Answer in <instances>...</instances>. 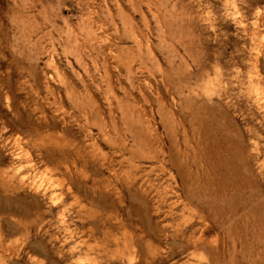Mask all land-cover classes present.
I'll use <instances>...</instances> for the list:
<instances>
[{"label": "rangeland", "instance_id": "rangeland-1", "mask_svg": "<svg viewBox=\"0 0 264 264\" xmlns=\"http://www.w3.org/2000/svg\"><path fill=\"white\" fill-rule=\"evenodd\" d=\"M248 1L0 0V120L11 125L0 124V169L63 187L53 204L0 183V203L36 199L45 220L27 239L0 215V264H264V0ZM91 31L104 53L90 52ZM238 49L221 129L209 126L208 107L221 105L190 91L216 54ZM186 150L198 185L177 158ZM84 154L92 164L75 187L57 163L75 176ZM171 154L181 171L162 165Z\"/></svg>", "mask_w": 264, "mask_h": 264}, {"label": "bare ground", "instance_id": "bare-ground-1", "mask_svg": "<svg viewBox=\"0 0 264 264\" xmlns=\"http://www.w3.org/2000/svg\"><path fill=\"white\" fill-rule=\"evenodd\" d=\"M241 2L245 5H247L249 3L248 0H241ZM28 8V6H26ZM236 17L237 16H241V18H245V12L243 10L242 7L236 6L234 8V13H233ZM245 26V24H244ZM106 42L105 40L98 34L97 31H91L89 33V48H90V52H97L99 53H104V46H105ZM240 50H237V54L236 55H232L229 58L226 59V57H224L222 55V53L220 54H216L213 58V60H211L210 62V68L207 70V76H208V80L202 84V85H198V83H196L194 89H192V91H190V93L192 94H196L198 95L199 90L202 88L204 94L211 100L213 101L212 103L210 102L211 105L214 104H220V108L218 110H216L215 107L213 106H209L208 108V114H209V126H211V124H215V127H219L221 129V120L220 117L222 115L223 112V105H222V100H223V96L225 95L226 89L224 91V89L222 90V86L225 82V75L228 73V75H230L231 73H233L234 69L239 67L240 64V56H239ZM195 63L198 65L199 61H195ZM234 68V69H233ZM233 69V71H232ZM211 73L214 74V78L210 77ZM199 73H197L198 75ZM8 84L5 82H3V84L1 85L2 88L6 89V93H5V98H7L9 100V90H8ZM221 88V89H220ZM224 92V93H223ZM218 97L219 102L216 103V101L214 100V97ZM110 99V98H109ZM109 106L111 107V105H113V103L109 100ZM220 110V111H219ZM81 113L84 115V117L86 118V122L87 124L90 123L91 119L89 118V116L91 115V113L86 109L81 108L80 109ZM2 123L1 126V133H6L8 130L11 129V125L5 121V120H0V124ZM15 130V129H14ZM89 133L92 134V131L90 129H88ZM32 133H28V136L26 137L28 140L30 139L32 142H36L32 140ZM33 147L37 148V151L39 152V155L42 158L47 157L48 155L46 153H44L43 149H45L44 143H33ZM190 150V149H187ZM187 150L183 153H179L177 154V158L180 157L183 160H185L187 162L186 168L187 171L184 173L185 176L188 175H193L195 177V185H198L199 182L196 179L197 176H199L201 174L200 171H194V164L196 163L195 160H193L194 162L191 163V157L188 156V152ZM191 151V150H190ZM77 153L79 154V151H77ZM80 155V154H79ZM184 157H182V156ZM171 159L170 160H162V165L165 167V165L169 164L170 161V166L172 165L177 171H181L182 168L178 167L176 165V163L174 162L173 158L174 156L171 154ZM83 158L85 159V163L84 165H77L76 167V175L73 176V171L71 170L70 167H67L66 164L62 163V162H58L57 163V172L60 173L61 175H63L64 179L69 180L75 187H78L81 183L82 180L84 178V176L87 174V170L89 168V165L92 164V161L90 160V157L88 156V154H84ZM89 158V159H88ZM15 159H19V160H25L26 161V166L29 169H34V167L36 166L35 164V160L33 158H24V156L19 152L15 155ZM0 160L1 157H0ZM168 162V163H167ZM183 162V161H182ZM193 169V171L191 170ZM89 173V172H88ZM194 173V174H193ZM29 175L25 174L21 168L15 166V164H10L9 166H7L5 169H0V183L2 184V186L5 188L6 192H12L18 189H26L27 187L33 191L34 193H43L44 196H49L50 201L54 204L56 203V201L58 200L59 196H61L63 194V187L61 184H54L53 182H51L49 184V186L47 185V187H44L42 185H37L34 183V185L30 184L27 182V180L29 179ZM172 177V174H171ZM94 184H93V188L97 187L99 189L106 187L108 188L109 186H111V184H105V185H97V181L94 179ZM131 183L133 184V187L136 188L139 193L145 189V184L143 182H140L139 179L137 177H135V180ZM205 194L206 192L203 191ZM198 195V192H195ZM1 200V198H0ZM39 204L38 201L36 199L32 200V203L28 206H16L11 205L10 203L8 205H3V203H0V215L2 217L6 216L7 214H11L13 216V227L14 230L19 233V234H23L27 239H30L31 237V233L32 231H34L35 229L38 230H43L44 229V225H45V220L44 218H42L41 213L39 212ZM35 210V211H34ZM60 212H62V210H60ZM40 219V225L36 226V220ZM3 236L2 231L0 230V237ZM3 239L1 240L0 245L3 247ZM31 244V243H30Z\"/></svg>", "mask_w": 264, "mask_h": 264}]
</instances>
